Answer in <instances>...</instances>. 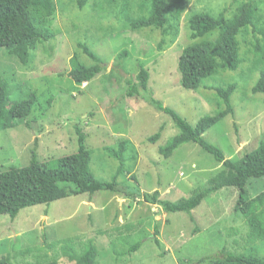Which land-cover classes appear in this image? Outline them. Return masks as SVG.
<instances>
[{
	"label": "rangeland",
	"instance_id": "1",
	"mask_svg": "<svg viewBox=\"0 0 264 264\" xmlns=\"http://www.w3.org/2000/svg\"><path fill=\"white\" fill-rule=\"evenodd\" d=\"M257 1L262 14L258 27H264V0ZM56 2L57 12L51 22L55 35L37 41L34 58L29 63L0 52V80L7 83L11 101L36 94L42 106L30 116V128L19 124L0 130V165L4 168L29 164L32 148H36L41 159L55 160L75 153L80 128L88 134L91 167L97 178L110 180L117 166L113 159L114 167L110 170L113 166L110 163L106 168L108 164L102 158L104 147L128 138L139 152L134 171L144 191L159 190L161 198L174 201L189 196L196 188L208 185L224 169V164L192 142L164 157L159 149L179 129L168 113L148 99L154 96L164 107L172 108L196 125L203 117L218 111L216 88L230 84L236 86L231 97L234 113L206 131L205 139L219 147L225 159L233 160L241 159L264 142V93L252 91L264 62L261 33L250 27L239 35L241 63L237 70L220 71L206 78L208 88L188 90L181 83L179 57L192 43L187 26L191 13L202 10L216 13L227 8V15L233 17L238 11L237 0H187L179 35L173 43V37H165L166 43L161 47L164 36L160 29L130 28L132 19L145 14L140 0H112L111 5L107 0H88L83 8L77 0ZM111 10L118 19L114 15L107 17ZM218 33L208 38L214 40ZM255 39L260 40L263 48L258 55ZM84 46L100 55L106 64L102 74L86 83L87 86L77 85L69 76L74 66L73 55L77 54L87 66L94 63L83 52ZM125 49L128 56L118 58ZM117 61L119 69L127 73L125 80L133 82L142 62L150 72L149 90L141 91L139 96H128L122 72L119 69L116 75L113 72ZM161 127L164 128L161 138L156 143L150 142L148 138ZM127 157L126 166L131 167L132 158L130 154ZM125 179V175L120 178ZM251 181L249 196L255 197L264 189V177ZM237 198L236 187L224 188L206 198L190 214H167L161 207L111 191H98L92 196L71 195L26 207L14 220L7 214L0 215V255L7 253L13 264L54 261L75 264L61 253L56 241L79 235L84 242L90 239L95 242L99 264H199L197 260L201 257H223L222 249L264 257V240L251 241L246 219L233 213ZM126 222L139 225L140 230L132 227L128 235L124 229L126 235L119 239L118 234L111 235L116 226H124ZM138 241L140 249L124 256L129 245Z\"/></svg>",
	"mask_w": 264,
	"mask_h": 264
},
{
	"label": "trees",
	"instance_id": "2",
	"mask_svg": "<svg viewBox=\"0 0 264 264\" xmlns=\"http://www.w3.org/2000/svg\"><path fill=\"white\" fill-rule=\"evenodd\" d=\"M87 2L88 0H77L80 8H83ZM111 2L112 0H107V4L111 5ZM237 2L238 11L233 14V17L227 15V8L216 13L209 10L191 13L187 26L192 43L184 48L179 57L181 83L185 89L208 88L205 85L206 78L220 71L237 70L241 63L239 35L247 32L250 27L261 33L264 41V27H258L262 21L259 1L237 0ZM140 3L141 7L146 8L145 14L132 19L130 28L133 30L148 27L160 29L164 35L160 47L166 43L165 37L167 36L173 37L171 41L173 43L179 35L181 17L187 6V0H140ZM56 12V0H0V48L5 49L0 52H5L24 64L29 63L34 58L37 41L40 38L51 39L55 35L51 22ZM112 15L118 19V15L113 10L108 13L107 17ZM215 32H219L218 36L214 40L209 39L208 36ZM255 50L257 55L259 52L263 53L259 39H255ZM83 52L94 63L87 66L79 61L77 54L73 55L71 61L74 66L69 76L77 85L90 82L106 69V64L100 55L86 46L83 47ZM126 53H128L127 49L121 50L118 58H126L128 56ZM262 63L263 68L260 70L259 78L252 88L254 93H264V62ZM116 65L114 75L119 69L118 61ZM138 68V77L134 82L131 79L125 80L127 73L119 69V72H122V80L127 83V95L130 97L139 96L141 91L149 90L150 72L142 62ZM235 89L234 84L216 88L219 98L218 111L214 115L203 117L196 125L172 108L164 107L162 102L153 95L148 99L158 109L168 113L179 129V133L159 149L164 157H170L177 148L192 142L224 164V169L214 175L208 185L196 188L189 196H183L174 201L161 198L159 190L144 191L134 171L140 158L139 152L128 138L114 145L105 146L104 152L101 148L102 158L108 164L106 168L110 163L113 164L110 170L114 167L113 159L117 161V166L110 180L97 178L91 167L92 152L87 145L88 134L77 128V151L73 154L55 160L41 159L36 148H32L29 164L23 167L13 165L8 168L0 165V215L7 214L14 220L18 213L26 207L50 203L83 193L92 196L98 191L119 193L124 198L133 201H135L134 198H138L139 201H143L141 203L161 207L162 212L167 214L175 212L190 214L212 194L224 188L236 187L238 198L233 213L246 219L250 228L249 239L251 241L264 240V189L255 197H250L248 190L252 179L264 177V142L246 152L241 159L233 160L225 159L223 151L204 137L206 131L229 114L234 113L231 97ZM51 104L52 100L47 102L46 111ZM36 109H42L36 94H32L29 99L12 102L7 83L0 80V130L14 128L19 124L30 128L29 118ZM163 129L161 127L158 132L150 136L149 141L156 143L161 138ZM127 154H130L133 161L131 167L126 166ZM123 175L126 179L121 181L120 178ZM132 227L140 230L139 225L132 224L131 226L126 222L124 226H116L111 235L118 234L117 239L124 238L126 235L124 229L129 234ZM155 232L158 234L159 230ZM154 239L156 244L160 245L156 236ZM56 244L60 245L61 253L68 256L69 260L74 261L75 264H99L98 247L92 239L84 242L82 236L75 235L57 240ZM140 247V241L135 245H129L124 256L137 251ZM222 250L223 257L219 256L215 259V257L205 256L199 258L197 262L199 264L203 262L208 264H264L262 256ZM0 264L13 263L9 255L5 253L0 255ZM26 264H31V262ZM52 264H57V262L54 261Z\"/></svg>",
	"mask_w": 264,
	"mask_h": 264
},
{
	"label": "clouds",
	"instance_id": "3",
	"mask_svg": "<svg viewBox=\"0 0 264 264\" xmlns=\"http://www.w3.org/2000/svg\"><path fill=\"white\" fill-rule=\"evenodd\" d=\"M162 32V31H161ZM163 34V33H162ZM164 36V35H163ZM168 37V36H167ZM169 37H172V36H169ZM164 38V37H163ZM88 83H90V82H88ZM87 83V84H88ZM86 83H84L82 86H87V84L85 85ZM129 235V234H128Z\"/></svg>",
	"mask_w": 264,
	"mask_h": 264
}]
</instances>
